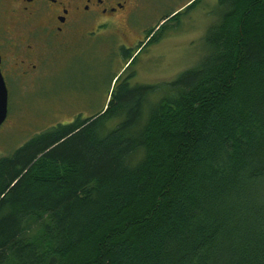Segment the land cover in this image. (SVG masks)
I'll use <instances>...</instances> for the list:
<instances>
[{"label":"trees","instance_id":"16d2710c","mask_svg":"<svg viewBox=\"0 0 264 264\" xmlns=\"http://www.w3.org/2000/svg\"><path fill=\"white\" fill-rule=\"evenodd\" d=\"M218 3L197 64L0 157V264H264V0Z\"/></svg>","mask_w":264,"mask_h":264},{"label":"rangeland","instance_id":"374dc122","mask_svg":"<svg viewBox=\"0 0 264 264\" xmlns=\"http://www.w3.org/2000/svg\"><path fill=\"white\" fill-rule=\"evenodd\" d=\"M193 1L142 0L136 26L149 29L159 24L155 40L136 50L128 61L105 57L104 42L111 44V38L85 42L83 50H78L74 39L66 52L48 55L32 81L7 78V117L0 126V157L9 155L35 133L96 114L131 74L136 73L142 83L160 85L197 64L206 52L204 34L220 19L222 8L218 0ZM7 9L8 0H0V25ZM146 112L147 104L143 115Z\"/></svg>","mask_w":264,"mask_h":264},{"label":"flooded vegetation","instance_id":"af4514ba","mask_svg":"<svg viewBox=\"0 0 264 264\" xmlns=\"http://www.w3.org/2000/svg\"><path fill=\"white\" fill-rule=\"evenodd\" d=\"M141 3L142 0H8L0 25V72L4 81H32L48 55L66 52L74 39L78 50H83L85 42L111 38V44L104 42L105 57L128 61L136 50L155 40L159 24L149 29L136 26ZM136 75L122 82L128 88L144 85Z\"/></svg>","mask_w":264,"mask_h":264},{"label":"water","instance_id":"95a60500","mask_svg":"<svg viewBox=\"0 0 264 264\" xmlns=\"http://www.w3.org/2000/svg\"><path fill=\"white\" fill-rule=\"evenodd\" d=\"M7 117V88L0 72V126Z\"/></svg>","mask_w":264,"mask_h":264}]
</instances>
